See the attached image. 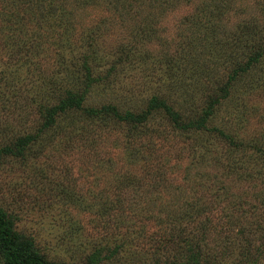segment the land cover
Wrapping results in <instances>:
<instances>
[{
	"label": "rangeland",
	"instance_id": "1",
	"mask_svg": "<svg viewBox=\"0 0 264 264\" xmlns=\"http://www.w3.org/2000/svg\"><path fill=\"white\" fill-rule=\"evenodd\" d=\"M263 36L264 0H0V150L36 133L43 107L81 83L84 57L95 79L81 86L84 106L136 111L156 94L196 117L244 41ZM257 69L218 110L240 147L159 115L152 134L61 115L36 152H0V212L50 261L264 264Z\"/></svg>",
	"mask_w": 264,
	"mask_h": 264
},
{
	"label": "trees",
	"instance_id": "2",
	"mask_svg": "<svg viewBox=\"0 0 264 264\" xmlns=\"http://www.w3.org/2000/svg\"><path fill=\"white\" fill-rule=\"evenodd\" d=\"M242 38V36H239L238 42H241ZM242 48L249 49V52L244 53V50H242V53L245 55L241 57L237 66L229 70V74L217 87L210 88L203 95L206 97V100L203 102L204 108L199 114H195L196 117L194 115L187 117L184 113L181 114L169 104L165 97L156 94L148 98L144 109L136 111L128 109L120 110L117 106L110 103L101 104L97 107L84 106L82 102L86 94L80 91L81 86L83 83H88L91 86L92 82L95 81L94 78L88 77L90 75V68L86 57H84L81 63V67L84 68V77L81 79V83L76 87L67 88L64 91V97L59 98L55 104L43 107L42 121L36 133L21 137L12 147L0 150V152L25 156L23 155L25 151H35L37 145L39 146L38 148L44 147L45 144L43 142L45 141L42 140L44 136L47 141L53 139L58 134L55 133L57 130V126L55 125L57 117L63 115L67 125L68 123L76 122L79 114L86 118L87 124L90 125L95 119L102 122H124L128 123L130 131L140 134H152L160 130L149 124L151 116L159 115L175 130L186 134L200 132L215 134L226 140L232 147H240L243 143L235 141L225 123L223 124L217 120L219 117L218 110L220 104L230 97V93L236 86L237 81L238 86H251L254 80L251 78L253 71L259 73L257 66L264 63V36L252 43L244 41ZM256 79L264 80V77L261 75ZM263 82L260 81L256 86L260 88ZM78 91H80L79 95ZM82 112L84 113L82 114ZM257 142L253 146L261 150L262 147ZM129 144L128 142L127 145ZM166 152L164 151V153ZM125 158L127 159V157ZM257 199L264 203V194L258 195ZM0 256L4 264H67L50 261L42 256L33 242L24 241L19 234L14 233L10 222L5 218L3 212H0Z\"/></svg>",
	"mask_w": 264,
	"mask_h": 264
}]
</instances>
